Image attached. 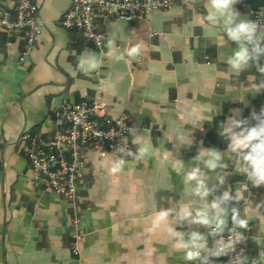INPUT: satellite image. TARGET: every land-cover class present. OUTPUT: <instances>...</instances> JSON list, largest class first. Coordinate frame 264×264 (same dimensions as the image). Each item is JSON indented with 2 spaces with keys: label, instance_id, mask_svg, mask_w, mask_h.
Instances as JSON below:
<instances>
[{
  "label": "crops",
  "instance_id": "1",
  "mask_svg": "<svg viewBox=\"0 0 264 264\" xmlns=\"http://www.w3.org/2000/svg\"><path fill=\"white\" fill-rule=\"evenodd\" d=\"M32 1L41 30L23 61L18 58L22 36H9L0 24V135L5 138L0 146V264H198L185 261L184 253L175 250L171 218L160 219L159 210L191 199L184 195L187 185L173 166L179 167L180 161L184 170L194 166L201 148L224 152L228 174L215 195L230 189L242 197L229 207L248 220L247 228L241 229L253 256L247 262L264 264V186L253 187L235 171L236 158L220 135V125L233 110L237 119L245 116L249 126L256 123L250 117L264 108V89L256 93L254 85L264 76L254 66L239 75L229 69L224 61L236 45L220 29L209 30L203 19L206 0H178L129 21L97 18V28L106 34L103 51L86 41L81 29L59 22L71 0ZM259 6L264 9V0H238L234 9L252 20V10ZM151 31L161 33L150 35ZM110 37L121 50L140 42L144 50L134 64L129 58L117 62L101 55ZM85 51L103 61L88 75L79 69ZM98 86L107 117L128 116L131 129L153 149L159 148L160 155L139 161L125 156L124 170L113 175L110 162L119 154H89L79 179L85 189L78 207L79 252L74 253L71 203L33 183L17 137L25 130L51 136V107L87 100ZM130 135L132 141L135 137ZM136 148L133 145V152ZM213 183L210 180L209 187ZM230 223L231 213L227 227ZM174 227L186 234L207 233L203 226ZM208 243L213 244L210 236Z\"/></svg>",
  "mask_w": 264,
  "mask_h": 264
},
{
  "label": "clouds",
  "instance_id": "2",
  "mask_svg": "<svg viewBox=\"0 0 264 264\" xmlns=\"http://www.w3.org/2000/svg\"><path fill=\"white\" fill-rule=\"evenodd\" d=\"M186 4L189 0H184ZM238 0H206L207 15L203 18L209 30L220 29L227 40L234 42L235 51L224 61L229 69L236 75L254 66L264 76V26L259 21L241 18L240 13L234 9ZM144 50L142 42L125 50L116 46V40L109 38L107 51L102 56H107L117 62L126 61V58H136ZM79 61V69L85 75L96 72L102 66V59L94 52L85 51ZM256 93L264 89V79L254 85ZM237 113L229 116L220 125V135L227 141V151L234 154L235 171L246 176L253 187L264 186V108L260 113L253 112L250 120L256 123L252 126L249 120L237 119ZM129 131L135 137L133 145H137L136 151L125 148V140L122 146L116 149L120 157L110 162L109 171L116 175L122 172L127 164L125 156L133 157L139 161L148 155L159 156L160 149L151 147L150 141L143 139L142 135H136V130ZM115 135V133L113 134ZM191 141H189V144ZM166 159V156H165ZM193 165L184 170L183 161L179 167L173 166L177 175H182L185 185L184 195L191 199L187 203L168 209L159 210L162 220L171 218L170 228L174 233V248L184 253L185 261H195L198 264H213V258L228 255L235 251V246L247 238L239 229H246L248 220L240 216L236 207H229L232 201L239 202L242 197L231 194L226 189L220 195H215L220 187L225 184L228 174L225 170L228 165L224 163V152L215 148H201L193 159ZM211 172L213 175H208ZM215 180L209 187V181ZM213 196L209 201L208 197ZM259 207V206H258ZM229 213H231L232 227L228 229L227 238L224 237L228 225ZM203 226L207 233L193 230L187 234L177 231L174 225ZM187 236V238H185ZM213 238L212 246H209L208 237ZM230 264H248L247 257L237 255L232 258Z\"/></svg>",
  "mask_w": 264,
  "mask_h": 264
},
{
  "label": "built area",
  "instance_id": "3",
  "mask_svg": "<svg viewBox=\"0 0 264 264\" xmlns=\"http://www.w3.org/2000/svg\"><path fill=\"white\" fill-rule=\"evenodd\" d=\"M11 0H0V24L9 36L20 35L23 38L19 60L23 61L31 52L36 37L41 30L37 17V5L32 0H16L13 7ZM178 0H71L67 11L59 22L67 27L81 29L84 39L104 50L106 34L97 28L96 19L117 17L132 20L143 17L145 13L162 8H169ZM252 20L264 26V9L259 6L252 10ZM161 32L151 31L150 35ZM137 58H129L134 64ZM100 87L87 100L61 102L51 107L54 131L51 136H43L27 130L20 133L17 142L27 157L33 176V183L49 188L65 197L72 206L71 248L78 253V230L80 219L79 204L84 198L85 184L79 183L87 159L91 152L104 155L123 146L133 151L131 135L132 122L121 114L115 118L107 117V104L99 98ZM239 119L246 120L245 116ZM115 133V135H113ZM5 138L0 135V146ZM119 154V153H117ZM120 155V154H119ZM223 234L228 236V229ZM247 238V233L239 229ZM243 255L247 261L253 258L247 249V239L235 246V251L218 258L213 264H230L233 257Z\"/></svg>",
  "mask_w": 264,
  "mask_h": 264
}]
</instances>
